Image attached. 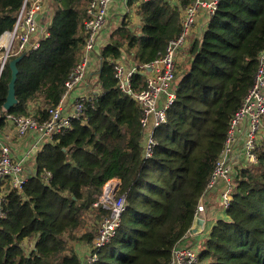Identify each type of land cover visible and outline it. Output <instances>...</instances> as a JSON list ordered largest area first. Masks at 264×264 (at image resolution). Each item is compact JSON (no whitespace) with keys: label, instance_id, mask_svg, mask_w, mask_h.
Returning <instances> with one entry per match:
<instances>
[{"label":"trees","instance_id":"trees-1","mask_svg":"<svg viewBox=\"0 0 264 264\" xmlns=\"http://www.w3.org/2000/svg\"><path fill=\"white\" fill-rule=\"evenodd\" d=\"M48 34L35 50L9 58L0 73V135L6 115L40 121L58 105L64 83L80 61L88 0H51ZM23 0H0V37L12 29ZM193 0H128L137 3L139 27L123 21L100 53L98 90L80 118L45 143L26 172L21 190L5 198L0 219V264H80L68 248L83 213L94 207L105 183L118 180L126 207L113 238L94 264H168L194 223V213L227 138L230 122L249 91L264 50V0H219L189 59L166 124L153 133L152 156L143 158L141 110L117 87L113 66L129 52L137 68L163 55L181 31L182 10ZM17 69L16 104L5 110L11 68ZM133 92L144 85L141 69ZM257 173L236 170L226 219L203 239L197 264H264V138L255 149ZM88 188L84 189V185ZM92 235L78 241L89 243Z\"/></svg>","mask_w":264,"mask_h":264},{"label":"built area","instance_id":"built-area-1","mask_svg":"<svg viewBox=\"0 0 264 264\" xmlns=\"http://www.w3.org/2000/svg\"><path fill=\"white\" fill-rule=\"evenodd\" d=\"M48 1L23 0L12 29L4 32L0 37V52H2L0 73L9 58L37 49L39 40L47 36L50 16L49 12L45 13V11L48 8ZM112 1L88 0L85 10L86 18L82 23L84 45L80 61L64 83V92L58 105L48 109L49 118L40 121L34 115L38 105L30 107V104L27 109L28 115H6L8 124L13 125L19 137H24L29 133L35 135V141L29 152L35 153L34 158L45 143L70 129L72 121L80 118L83 112L84 102L89 98V94H81L76 98L71 114L63 112V104L67 101L70 93L84 80L87 67L95 52L98 35L106 26L107 9ZM218 1L193 0L190 5L186 6L182 10L179 35L167 43L163 55L155 61L141 68L127 69L121 61L115 62L113 66L118 89L122 93L131 95L140 107V125L144 133L142 141L144 159L152 156V147L155 144L153 133L166 124L167 113L176 98V88L171 89V84L175 79L177 53L189 38L200 10H206L211 16L216 11ZM138 69H141L144 74V85L140 91L133 92L131 79ZM240 134H243V168L248 167L247 164L257 165L255 149L261 138H264V50L259 54L252 85L230 122L224 148L215 162L214 170L198 202L194 220L203 219L207 205L206 198L217 186H220L219 205L224 210L229 208L235 188L237 170L231 166V162L235 150L238 149L237 142ZM26 181L27 176L23 162L13 158L10 148L0 137V219L6 215L4 208L6 195L13 189L21 190ZM117 191L118 185L112 180L108 181L104 184L100 197H103L104 203H110L109 207L104 203H99V199L94 204V207L101 206L108 215L105 216L102 226L97 232L84 264H94L98 260V252L113 238L120 224L126 203L124 196L116 195ZM114 192H116L115 198L111 202ZM195 247L198 245L194 247L177 245L172 251V257L168 264H197L198 251L196 252Z\"/></svg>","mask_w":264,"mask_h":264},{"label":"crops","instance_id":"crops-1","mask_svg":"<svg viewBox=\"0 0 264 264\" xmlns=\"http://www.w3.org/2000/svg\"><path fill=\"white\" fill-rule=\"evenodd\" d=\"M137 6L138 5L136 3L130 7L128 5V0L127 2H124V0H113L111 4H109L107 9V24L98 35L95 46V52L89 66L87 67L84 80L70 93L67 101L63 104V112L71 114L73 112L72 108L76 98L81 94H90L92 92L90 87L91 85H93V82H96L97 75L94 74L97 73L100 65L98 54L100 53L101 49L104 46H106V44L108 43L111 32L115 30L117 27H120L123 21L127 22L128 26H131L132 28L139 27V20L136 16ZM208 18L209 15L207 11L200 10L189 38L187 39L185 45L178 51L176 56L175 79L171 84L172 85L171 89L172 88L175 89L177 85L180 83V80H182L181 77L184 74L185 69L187 68V60L189 59V48L194 42L200 41L202 39V35L206 28ZM114 26L116 27L113 28ZM124 56L125 59H122L121 62L126 66L127 69L136 67V65L132 62L129 56V52L126 49H124ZM36 105H37L36 103H32L30 104V107H34ZM13 133H15V129L13 125L8 124L7 127L4 129V132L1 133L0 137L2 138V140L9 142V140L5 138V135L7 134L10 135ZM242 135L243 134L239 135L237 142L238 149L235 150L231 162V166L235 170L239 168H243ZM10 136L13 137L12 135ZM34 141H35V135L33 133H29L24 137H21V139L18 140L16 139L10 143L12 150L14 151L12 156L14 157L15 160L23 162L25 171L27 173L29 172V170L33 169L35 163V158H34L35 153L34 152L29 153L31 151V146ZM27 155L29 157H26ZM112 181L115 184L119 185L118 180H112ZM87 188H88V184L84 185V189ZM219 191H220V186H217L209 193L208 197L206 198L207 205H206V210L203 213V219H204V224L202 226L203 231L206 230V228H213L214 225L219 220H225L227 218L224 209L221 208L218 202ZM213 203L218 204L219 208L222 211L218 210L217 217L214 219V221L211 223L210 226H207L206 222H207V216L209 214L208 211L209 210L213 211L216 209L215 206L214 207L212 206ZM207 207L209 208L207 209ZM202 234L203 233L201 234L195 233L193 235L188 234V236H186V238L180 243V245L184 247H189V246L194 247L196 245H201L199 242L202 240ZM71 242L72 241H70L69 243ZM83 244L81 241L78 242L73 241L71 244H68V248L71 249L72 252L77 256L78 260L80 261V264H84L85 259L88 255V251L91 250L93 246V239H91L89 243L84 242Z\"/></svg>","mask_w":264,"mask_h":264},{"label":"rangeland","instance_id":"rangeland-1","mask_svg":"<svg viewBox=\"0 0 264 264\" xmlns=\"http://www.w3.org/2000/svg\"><path fill=\"white\" fill-rule=\"evenodd\" d=\"M54 9H55V4L51 1V0H49L48 1V8H47V10L45 11V13L46 12H49V16H51L52 14H53V11H54ZM106 24H107V22H106ZM116 26H114L113 28H115ZM1 53L2 52H0V55H1ZM96 83H97V79H96V82H93V85H91V87H90V89H91V91H96V90H98V85H96ZM10 135H12L13 137H11ZM10 135H5V138H7L8 140H9V142L8 141H4V140H2L4 143H6L7 145H8V147L10 148V151H11V153L13 154L14 153V151L12 150V147H11V145H10V143L11 142H13L14 140H18V139H21V137H19L17 134H16V132L15 133H13V134H10ZM11 138V139H10ZM12 144H14V143H12ZM14 158V157H13ZM246 164V163H245ZM244 164V165H245ZM247 168H249V169H252V172H255V173H257L258 171H257V168L256 167H254V165H248L247 164ZM103 194V193H102ZM115 194H116V192H114L113 193V195L111 196V202H113V200H114V198H115ZM98 199H99V203H104V201H103V197L101 196H99L98 197ZM106 206H108L109 207V205H110V203H104ZM213 207L215 206V210H209L208 212H209V214H208V216H207V226H210L211 225V223L214 221V219L217 217V215H218V210H221L220 208H219V205L218 204H216V203H213V205H212ZM209 207H207V209H208ZM222 211V210H221ZM225 211V210H224ZM104 218H105V216L104 215H98L97 213H89V212H84L83 213V220H84V225L81 227V228H78L76 231H74V232H72V235L74 236V240H71L72 242L73 241H76L77 240V238H80L81 236H83V235H92V239H93V243H94V241H95V239H96V236H97V232H98V230H99V228H101V226H102V223H103V221H104ZM211 230H212V228H206V230H204L203 231V228L201 229V232H200V234L201 233H203L202 234V240L199 242L200 244L202 243V241H203V239L204 238H206L208 235H209V233L211 232ZM70 242V241H69ZM68 242V244H71V243H69ZM82 242V241H81ZM85 241H83L82 242V244L84 243ZM198 244V243H197ZM84 245V244H83ZM197 246V245H196ZM196 248V252L198 251V253H199V248H200V246L198 245V247H195Z\"/></svg>","mask_w":264,"mask_h":264},{"label":"water","instance_id":"water-1","mask_svg":"<svg viewBox=\"0 0 264 264\" xmlns=\"http://www.w3.org/2000/svg\"><path fill=\"white\" fill-rule=\"evenodd\" d=\"M17 77V69L15 67L11 68V78L8 83V92L7 97L5 100V103L3 105V108L5 110H9L12 106L16 104V98H15V82ZM204 224L203 219H195L194 223L192 225V228L189 230V234L193 235L195 233H200L202 226Z\"/></svg>","mask_w":264,"mask_h":264}]
</instances>
